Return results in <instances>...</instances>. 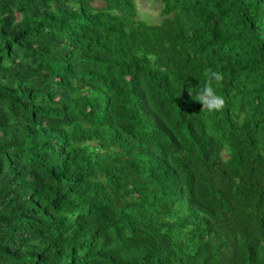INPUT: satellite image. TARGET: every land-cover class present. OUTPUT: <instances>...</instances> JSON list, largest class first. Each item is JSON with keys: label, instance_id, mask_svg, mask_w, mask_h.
Here are the masks:
<instances>
[{"label": "trees", "instance_id": "1", "mask_svg": "<svg viewBox=\"0 0 264 264\" xmlns=\"http://www.w3.org/2000/svg\"><path fill=\"white\" fill-rule=\"evenodd\" d=\"M135 1L0 0V264H264V0Z\"/></svg>", "mask_w": 264, "mask_h": 264}, {"label": "clouds", "instance_id": "2", "mask_svg": "<svg viewBox=\"0 0 264 264\" xmlns=\"http://www.w3.org/2000/svg\"><path fill=\"white\" fill-rule=\"evenodd\" d=\"M207 80L203 89L199 92L197 101L202 108L209 112L220 111L225 106V100L222 96L217 95L213 85H219L223 80V74L211 69L206 71Z\"/></svg>", "mask_w": 264, "mask_h": 264}, {"label": "rangeland", "instance_id": "3", "mask_svg": "<svg viewBox=\"0 0 264 264\" xmlns=\"http://www.w3.org/2000/svg\"><path fill=\"white\" fill-rule=\"evenodd\" d=\"M137 17L149 24L159 23L162 20L160 2L153 0H136Z\"/></svg>", "mask_w": 264, "mask_h": 264}]
</instances>
